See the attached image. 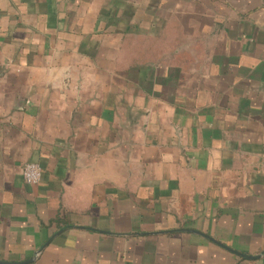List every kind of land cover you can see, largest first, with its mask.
Here are the masks:
<instances>
[{"label":"crops","instance_id":"0c3cea01","mask_svg":"<svg viewBox=\"0 0 264 264\" xmlns=\"http://www.w3.org/2000/svg\"><path fill=\"white\" fill-rule=\"evenodd\" d=\"M0 261L264 264V0H0Z\"/></svg>","mask_w":264,"mask_h":264},{"label":"built area","instance_id":"2783aa9c","mask_svg":"<svg viewBox=\"0 0 264 264\" xmlns=\"http://www.w3.org/2000/svg\"><path fill=\"white\" fill-rule=\"evenodd\" d=\"M23 181L28 185H36L42 177V170L36 163H25L22 167Z\"/></svg>","mask_w":264,"mask_h":264},{"label":"water","instance_id":"95a60500","mask_svg":"<svg viewBox=\"0 0 264 264\" xmlns=\"http://www.w3.org/2000/svg\"><path fill=\"white\" fill-rule=\"evenodd\" d=\"M0 263H5V262H1V261H0Z\"/></svg>","mask_w":264,"mask_h":264}]
</instances>
